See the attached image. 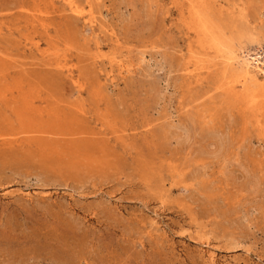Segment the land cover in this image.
<instances>
[{"label":"rangeland","instance_id":"obj_1","mask_svg":"<svg viewBox=\"0 0 264 264\" xmlns=\"http://www.w3.org/2000/svg\"><path fill=\"white\" fill-rule=\"evenodd\" d=\"M72 2L0 0V264H264V0Z\"/></svg>","mask_w":264,"mask_h":264},{"label":"bare ground","instance_id":"obj_2","mask_svg":"<svg viewBox=\"0 0 264 264\" xmlns=\"http://www.w3.org/2000/svg\"><path fill=\"white\" fill-rule=\"evenodd\" d=\"M66 2H67V4L68 5H70L72 8H74L75 9V7L73 6V2H72V0H65ZM76 8H77V6H76ZM77 10V9H76ZM205 12V11H204ZM38 13V12H37ZM195 14H196V19H197V27L199 28V31H200V33L202 34V36L203 37H205V38H207V39H210V43H209V45L211 44V46L213 47L214 46V48H216V49H218V51L220 50H224V49H226V45H225V41L227 40H225V38H224V40H223V38H221L222 37V35H221V37H219V36H217V34L215 33V31H214V29H213V26L211 25L212 23H210V21L206 18V17H203L202 15H200V13H198V11H196L195 12ZM37 16V15H36ZM38 17H41L42 19H43V17L41 16V15H39ZM208 18H210V17H208ZM193 29V28H192ZM228 38V37H227ZM233 40V39H232ZM230 41V40H229ZM233 42V41H232ZM227 43V42H226ZM231 46V45H230ZM229 48V47H228ZM227 48V49H228ZM231 48V47H230ZM232 50H233V48H231ZM225 51V50H224ZM235 51V50H234ZM233 51V52H234ZM223 52V51H222ZM226 52V51H225ZM225 52H224V54H225ZM241 52V51H240ZM227 53V52H226ZM229 53V52H228ZM242 53V52H241ZM229 55H230V53H229ZM243 55H244V53H243ZM242 55V56H243ZM220 56V55H219ZM231 56V55H230ZM230 56H229V58H230ZM238 56V55H237ZM236 56V57H237ZM241 56V57H242ZM233 57V56H232ZM235 57V58H236ZM238 57H240V56H238ZM245 57H246V55H245ZM200 59V58H199ZM231 59V58H230ZM250 59V58H249ZM246 59H244V61H245ZM253 60V59H252ZM251 60V61H252ZM248 61V60H247ZM247 61H246V64H247ZM195 62V61H194ZM232 62V61H231ZM258 62V61H257ZM239 63V62H238ZM242 63V62H241ZM240 63V64H241ZM248 64H251V63H248ZM249 66H251V65H249ZM257 68H259V66L257 65L256 66ZM246 68V67H245ZM241 69V68H240ZM244 69V68H243ZM247 69V68H246ZM245 69V70H246ZM252 69V68H251ZM262 74H263V77H264V67L262 68ZM252 76H254V74H251ZM251 78V77H250ZM252 79V78H251ZM240 80V79H239ZM244 81V80H243ZM247 81V80H246ZM222 85V84H221ZM221 87V86H220ZM221 89V88H220ZM258 93V92H257ZM253 95H255L256 96V94H253ZM262 99V98H261ZM253 101L254 102H256V104H257V101H256V98H253ZM258 102H259V100H258ZM261 103V102H260ZM28 104V103H27ZM262 104V103H261ZM31 105V104H30ZM258 105V104H257ZM259 106H260V104H259ZM254 107V106H253ZM258 107V106H257ZM30 108V110H31V107L29 106L28 107V109ZM256 110V109H255ZM260 112V111H259ZM264 116V115H263ZM258 120V119H257ZM43 121V120H42ZM38 122V121H37ZM39 122H41V120H39ZM43 123H44V121H43ZM42 122H41V124H43ZM40 124V125H41ZM35 125H37V124H35ZM39 125V124H38ZM44 125V124H43ZM40 127V126H39ZM39 127H38V130H39ZM35 128H37V127H35ZM40 129H41V127H40ZM31 130V129H30ZM44 130H46V129H43V131ZM34 131V130H33ZM35 131H37V130H35ZM38 132H40V131H38ZM42 132V131H41ZM46 133L47 132H49L48 131V129L45 131ZM51 132V131H50ZM49 132V133H50ZM37 133V132H36ZM43 133V132H42ZM263 133H264V131H263ZM41 134V133H40ZM31 136H34V135H31ZM41 138V137H40ZM38 140V139H37ZM29 193V192H28Z\"/></svg>","mask_w":264,"mask_h":264}]
</instances>
